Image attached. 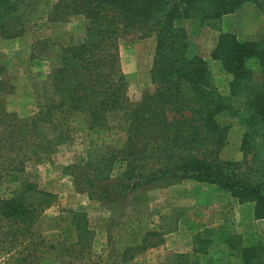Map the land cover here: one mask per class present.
Segmentation results:
<instances>
[{
    "label": "trees",
    "instance_id": "obj_1",
    "mask_svg": "<svg viewBox=\"0 0 264 264\" xmlns=\"http://www.w3.org/2000/svg\"><path fill=\"white\" fill-rule=\"evenodd\" d=\"M247 0H35L30 21L48 14H83L88 20L83 39L62 47V64L54 71L53 90L31 115L8 112L3 93L11 88L0 79V179L18 182L10 196H0V246L9 250L23 244L38 245L34 227L45 211L59 202V195L44 189L28 175L29 163L42 161L78 132L89 149L106 147L100 157L73 172L80 190L104 205L123 206L130 197L154 185H170L184 179L216 184L240 202H254V215L264 218V179H252L234 161L222 159L230 126L220 121L229 113L242 118L248 135L264 131V89L248 84L254 59L264 72V39H241L235 32L220 31L212 57L222 61L232 74L230 94L224 95L212 78L207 59L192 53L181 21L186 17L221 18L235 12ZM23 0H0V35L13 37L9 16ZM45 21L41 23L44 25ZM40 26V25H39ZM155 34L157 46L151 69L153 91L132 104L128 80L120 62L121 37ZM248 88V99L237 103ZM119 114L118 124L109 117ZM247 136V134H246ZM123 170L113 175L116 163ZM79 167V165H75ZM85 171V173H83ZM0 183L2 181L0 180ZM218 226L196 234V251L208 248L211 236L221 233L232 249L240 252L244 264H264V237L244 245L238 237L236 219L221 217ZM64 237L78 244L88 238L89 220L84 210L63 208L58 216ZM148 230L141 251L163 239ZM123 252L121 264H136L135 252ZM36 264H52L51 256H37ZM176 264H190L183 253ZM172 264H175L174 262Z\"/></svg>",
    "mask_w": 264,
    "mask_h": 264
},
{
    "label": "rangeland",
    "instance_id": "obj_2",
    "mask_svg": "<svg viewBox=\"0 0 264 264\" xmlns=\"http://www.w3.org/2000/svg\"><path fill=\"white\" fill-rule=\"evenodd\" d=\"M23 1L21 8L8 17L10 30L16 35H0V79L11 86L3 93V99L7 111L20 117L31 115L52 93L54 71L62 64V47L83 39L89 25L83 14L51 13L37 23L30 21L36 10L35 0ZM181 26L186 30L190 51L207 59L214 83L221 93L228 95L232 74L224 69L221 60L212 57V50L221 30L235 32L241 39H264V0H247L235 12L221 18H208L204 23L198 18L186 17ZM156 46L155 34L133 33L119 40L121 67L128 80L132 104L155 89L151 69ZM248 66L253 78L247 85L251 84L253 90H263L264 72L254 59L248 61ZM243 94L237 99L238 105L248 99V88ZM109 120L114 125L121 117L113 114ZM220 121L230 126L222 159L240 164L238 169L252 179H264L262 128H257L252 138L240 116L226 113L220 116ZM105 149L104 146L89 149L84 136L76 132L42 161L29 163V174L20 176L21 180L38 181L44 189L56 192L59 202L48 208L34 227L39 244L28 245L26 249L21 244L9 250L8 242H4L0 246V264H36L39 255L51 256L52 264H121L127 249L129 254L135 252V258L129 257L128 262L138 259L136 264H176L181 253L190 264H244L240 252L230 248L220 232L211 236L208 248L195 250L199 245L196 234L218 226L224 214L236 219V238H242L244 245L264 237V218H255L254 202H248L242 211L231 203L225 205L211 200L200 203L202 190L194 179L151 186L131 196L129 203L123 206L104 205L87 191L80 190L71 173L82 171ZM124 167V163H116L113 175L119 174ZM6 179V176L0 179L2 197L10 196L18 185L14 181L4 182ZM63 208L85 211L89 233L82 244L64 237L60 229L63 223L58 221ZM148 230H157L160 235L148 237L147 243L160 238L163 242L143 251L132 250L142 244Z\"/></svg>",
    "mask_w": 264,
    "mask_h": 264
},
{
    "label": "crops",
    "instance_id": "obj_3",
    "mask_svg": "<svg viewBox=\"0 0 264 264\" xmlns=\"http://www.w3.org/2000/svg\"><path fill=\"white\" fill-rule=\"evenodd\" d=\"M197 183H199L198 189L202 190V192L200 193V197H201L200 203L207 202L210 200L212 202L222 203L225 205L231 203L232 205L239 206L242 211V208L243 207L246 208V204L248 205V202L249 203L252 202V201L240 202V200L237 197L233 196L231 192L219 188V186H217L216 184L203 182V181H198ZM207 190L208 192H206Z\"/></svg>",
    "mask_w": 264,
    "mask_h": 264
}]
</instances>
